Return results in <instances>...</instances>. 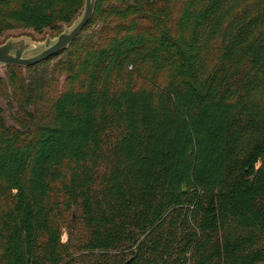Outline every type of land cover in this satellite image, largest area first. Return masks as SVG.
Wrapping results in <instances>:
<instances>
[{
  "label": "trees",
  "instance_id": "1",
  "mask_svg": "<svg viewBox=\"0 0 264 264\" xmlns=\"http://www.w3.org/2000/svg\"><path fill=\"white\" fill-rule=\"evenodd\" d=\"M84 5L0 0V35ZM6 69L0 264L264 261V0H96Z\"/></svg>",
  "mask_w": 264,
  "mask_h": 264
},
{
  "label": "water",
  "instance_id": "2",
  "mask_svg": "<svg viewBox=\"0 0 264 264\" xmlns=\"http://www.w3.org/2000/svg\"><path fill=\"white\" fill-rule=\"evenodd\" d=\"M95 4L96 0H85L82 14L73 23L65 26L54 39L48 37L44 46L39 50H37L38 44L24 35L7 38L0 44V74L3 66L9 64L31 66L68 48L90 21ZM33 51L34 53L28 54ZM133 259L134 257H130L123 264H130Z\"/></svg>",
  "mask_w": 264,
  "mask_h": 264
},
{
  "label": "rangeland",
  "instance_id": "3",
  "mask_svg": "<svg viewBox=\"0 0 264 264\" xmlns=\"http://www.w3.org/2000/svg\"><path fill=\"white\" fill-rule=\"evenodd\" d=\"M63 26L65 27L68 25H63ZM64 27H63V29H64ZM58 34L55 33L54 31L50 30V29H45L42 33H37L33 29H22V30H16V31H7V32L0 35V44L3 43L4 41H6L7 38H9V37L24 35V36L30 38L31 40L35 41L38 44L37 50H39L44 46V42L46 41V39L48 37H50L51 39H54ZM32 53H34V51L29 52L28 54H32ZM0 75L3 76L4 78L7 77L6 66L2 67V72ZM62 83H63V77H61L59 80V86L60 87L62 86ZM0 206H1V202H0ZM0 209H1V207H0ZM72 214H73V212H70L69 218ZM130 256H131V254H130V252H128L127 257H130ZM258 264H264V261L259 262Z\"/></svg>",
  "mask_w": 264,
  "mask_h": 264
}]
</instances>
